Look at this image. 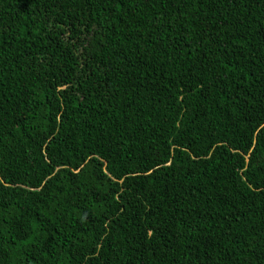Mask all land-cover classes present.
Returning <instances> with one entry per match:
<instances>
[{"label":"trees","instance_id":"1","mask_svg":"<svg viewBox=\"0 0 264 264\" xmlns=\"http://www.w3.org/2000/svg\"><path fill=\"white\" fill-rule=\"evenodd\" d=\"M0 264H264V0H0Z\"/></svg>","mask_w":264,"mask_h":264}]
</instances>
